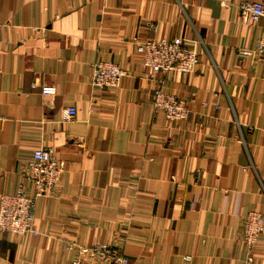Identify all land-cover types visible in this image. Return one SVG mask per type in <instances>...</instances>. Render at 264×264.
<instances>
[{
	"label": "crops",
	"instance_id": "0c3cea01",
	"mask_svg": "<svg viewBox=\"0 0 264 264\" xmlns=\"http://www.w3.org/2000/svg\"><path fill=\"white\" fill-rule=\"evenodd\" d=\"M241 1L0 0V193L40 145L66 164L35 206L46 235L0 233V264H68L74 241L133 264H264V233L252 253L240 237L247 211L264 213V61L239 52L259 33ZM176 36L200 63L146 77L137 42ZM101 59L123 67L119 87L91 86ZM160 83L186 99L185 122L155 113Z\"/></svg>",
	"mask_w": 264,
	"mask_h": 264
},
{
	"label": "built area",
	"instance_id": "2783aa9c",
	"mask_svg": "<svg viewBox=\"0 0 264 264\" xmlns=\"http://www.w3.org/2000/svg\"><path fill=\"white\" fill-rule=\"evenodd\" d=\"M238 7L243 20L259 24L255 46L239 52L259 62L264 61V0H244L238 3ZM136 47L142 55L146 77L150 79L157 74L167 77L175 72L188 75L200 63L198 42L186 37L139 40ZM124 75V70L117 63L97 60L92 65L90 84L97 90L119 87ZM153 107L155 113L162 114L169 123L181 124L191 113L186 99L167 91L162 83L155 89ZM64 112L63 121H70L77 108L70 106ZM65 168V161L57 158L53 149L46 145L36 147L33 159L24 171V181L17 190L12 194L0 193V233H12L17 237L46 235L36 225L35 206L39 199L56 193ZM242 226L241 241L252 253L264 233V213L259 209H249L243 216ZM68 246L75 251L68 264H133L122 246L112 242L85 245L74 241ZM252 258L250 255L249 259ZM182 264H193V256L185 255Z\"/></svg>",
	"mask_w": 264,
	"mask_h": 264
},
{
	"label": "rangeland",
	"instance_id": "374dc122",
	"mask_svg": "<svg viewBox=\"0 0 264 264\" xmlns=\"http://www.w3.org/2000/svg\"><path fill=\"white\" fill-rule=\"evenodd\" d=\"M111 61V60H110ZM114 62V61H113ZM116 63V62H115ZM118 64V63H117ZM119 65V64H118ZM142 66H143V63H142ZM120 67L123 69V67L120 65ZM144 68V67H143ZM124 70V69H123ZM125 72V71H124ZM145 72V71H144ZM146 75V74H145Z\"/></svg>",
	"mask_w": 264,
	"mask_h": 264
}]
</instances>
